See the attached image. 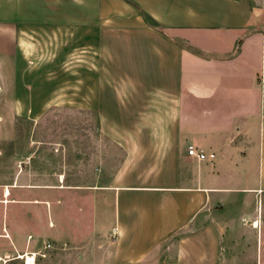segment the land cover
Segmentation results:
<instances>
[{
    "label": "crops",
    "instance_id": "obj_1",
    "mask_svg": "<svg viewBox=\"0 0 264 264\" xmlns=\"http://www.w3.org/2000/svg\"><path fill=\"white\" fill-rule=\"evenodd\" d=\"M44 43L67 53L81 49L83 109L97 113L100 130L122 157L108 181L84 188L60 181L22 186L45 188L50 199L24 201L48 204L52 220L24 224L21 241L34 227L77 245L108 241L104 264H220L228 235L257 228L250 216H231L230 206L264 194L263 5L0 0V114L7 127L12 113L32 111L21 104L32 92L18 55L34 47L37 57ZM191 145L215 156L199 159L188 153ZM11 191L9 183L0 186L5 198ZM79 191L89 194L90 205L73 201ZM60 208L65 237L58 235Z\"/></svg>",
    "mask_w": 264,
    "mask_h": 264
},
{
    "label": "rangeland",
    "instance_id": "obj_2",
    "mask_svg": "<svg viewBox=\"0 0 264 264\" xmlns=\"http://www.w3.org/2000/svg\"><path fill=\"white\" fill-rule=\"evenodd\" d=\"M251 1L264 7V0ZM18 56L19 67L27 77L23 83L32 92L31 97L21 98V104L31 106L32 111L12 113L8 127L0 114V186L12 185L8 198L0 195V264H104V256L109 257L112 247L101 238L77 245L62 242L50 233L37 234L32 227L26 241H21L24 224L46 226L52 220L48 204L36 206L24 201L33 196L50 199L45 188L35 192L36 186H29L28 191L22 186H47L60 181L84 188L108 181L109 173L120 162L122 150L102 133L97 113L83 109L81 49L67 53L60 44L49 47L44 43L37 57L34 47L22 49ZM18 87L12 80L11 88ZM77 194L73 201L81 206L91 204L89 194ZM239 203L230 206L234 208L231 216H250L257 228L244 227L241 233L236 229L233 238L228 235L221 248L220 264H264V194L244 195ZM217 208L221 209L220 215H226L224 211L222 214L223 206ZM74 212L71 215L80 222L81 215ZM66 217V210L60 208L59 237L67 234ZM176 239L174 236L169 244V254ZM83 248L90 250L87 256L74 252ZM28 255L34 259L29 261Z\"/></svg>",
    "mask_w": 264,
    "mask_h": 264
},
{
    "label": "built area",
    "instance_id": "obj_3",
    "mask_svg": "<svg viewBox=\"0 0 264 264\" xmlns=\"http://www.w3.org/2000/svg\"><path fill=\"white\" fill-rule=\"evenodd\" d=\"M188 153L197 156L199 159H205L206 157L212 158L215 156L214 153H206L203 150H196L193 145L189 146Z\"/></svg>",
    "mask_w": 264,
    "mask_h": 264
},
{
    "label": "bare ground",
    "instance_id": "obj_4",
    "mask_svg": "<svg viewBox=\"0 0 264 264\" xmlns=\"http://www.w3.org/2000/svg\"><path fill=\"white\" fill-rule=\"evenodd\" d=\"M5 192H6V194H8L9 190L6 188V189H5ZM249 223L254 224V223H257V222H253V221H252V222H249ZM256 225H257V224H256ZM27 259H28L29 261H31V260L34 259V257L31 256V255H28Z\"/></svg>",
    "mask_w": 264,
    "mask_h": 264
}]
</instances>
